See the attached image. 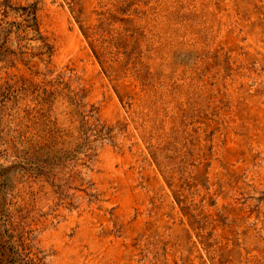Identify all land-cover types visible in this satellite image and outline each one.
Returning <instances> with one entry per match:
<instances>
[{
    "label": "rangeland",
    "instance_id": "obj_1",
    "mask_svg": "<svg viewBox=\"0 0 264 264\" xmlns=\"http://www.w3.org/2000/svg\"><path fill=\"white\" fill-rule=\"evenodd\" d=\"M0 264H264V0H0Z\"/></svg>",
    "mask_w": 264,
    "mask_h": 264
},
{
    "label": "trees",
    "instance_id": "obj_2",
    "mask_svg": "<svg viewBox=\"0 0 264 264\" xmlns=\"http://www.w3.org/2000/svg\"><path fill=\"white\" fill-rule=\"evenodd\" d=\"M7 4V3H6ZM10 6L5 5V8H9ZM18 10L21 12V16H23V21L26 23L25 28H36L37 27V19H36V6L29 5L26 7H18ZM3 15H6L4 11Z\"/></svg>",
    "mask_w": 264,
    "mask_h": 264
}]
</instances>
